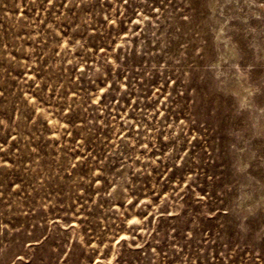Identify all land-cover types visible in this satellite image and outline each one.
I'll use <instances>...</instances> for the list:
<instances>
[{"label":"rangeland","instance_id":"rangeland-1","mask_svg":"<svg viewBox=\"0 0 264 264\" xmlns=\"http://www.w3.org/2000/svg\"><path fill=\"white\" fill-rule=\"evenodd\" d=\"M0 264H264V0H0Z\"/></svg>","mask_w":264,"mask_h":264}]
</instances>
